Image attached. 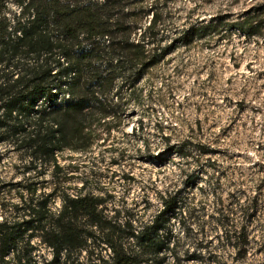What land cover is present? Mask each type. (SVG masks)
Here are the masks:
<instances>
[{
  "label": "rangeland",
  "instance_id": "rangeland-1",
  "mask_svg": "<svg viewBox=\"0 0 264 264\" xmlns=\"http://www.w3.org/2000/svg\"><path fill=\"white\" fill-rule=\"evenodd\" d=\"M157 11L161 44L191 24L224 20L189 45L176 42L148 69L104 140L62 153L61 164L72 166L66 191L85 184L139 225L161 207V195L180 190L163 264H264V0H158ZM182 143L184 155L172 149ZM199 144L209 152L199 153ZM24 162L0 144V219L13 215L18 194L9 183L19 181ZM32 242L38 260L50 258Z\"/></svg>",
  "mask_w": 264,
  "mask_h": 264
},
{
  "label": "trees",
  "instance_id": "trees-1",
  "mask_svg": "<svg viewBox=\"0 0 264 264\" xmlns=\"http://www.w3.org/2000/svg\"><path fill=\"white\" fill-rule=\"evenodd\" d=\"M145 1L0 0V144L25 159L21 178L9 183L18 194L13 215L0 219V264L165 262L180 190L161 195V207L135 225L85 184L68 193L72 166L60 162L65 150L86 151L123 122L136 83L176 42L189 45L224 20L191 24L161 44L158 0ZM12 2L19 10L5 11ZM172 149L184 155L185 143ZM33 238L49 259L35 257Z\"/></svg>",
  "mask_w": 264,
  "mask_h": 264
}]
</instances>
